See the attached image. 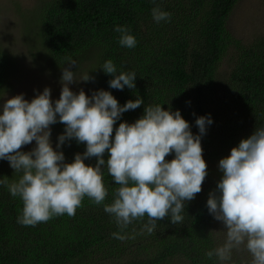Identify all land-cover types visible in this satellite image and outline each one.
Returning a JSON list of instances; mask_svg holds the SVG:
<instances>
[{
    "label": "trees",
    "instance_id": "1",
    "mask_svg": "<svg viewBox=\"0 0 264 264\" xmlns=\"http://www.w3.org/2000/svg\"><path fill=\"white\" fill-rule=\"evenodd\" d=\"M240 1L43 0L34 7L33 19L24 26L29 42L37 38L45 55L58 66L68 65L67 57L86 64L97 90L111 92L121 106L137 96L143 98L144 104L116 121L113 138L119 123L135 122L149 105L179 110L193 135L199 134L196 119L210 116L213 122L201 137L207 176L202 191L185 202L182 223L173 225L165 218L148 234L143 230L145 215L121 233L126 237L122 241L112 237L120 229L104 211L118 187L107 168L108 195L103 204L85 197L74 216L65 213L35 226L17 223L22 201L0 185V264H166L175 258L188 264H222L206 255L221 246L212 229L215 219L206 206L208 194L222 176L220 159L255 128L264 127V36L244 42L227 27ZM156 4L171 14L170 21L153 20L151 10ZM117 26L130 28L137 41L134 48L119 44ZM34 49L37 56L39 49ZM109 59L118 72L136 73L135 89L110 88L113 77L101 68ZM13 68L12 58L0 51V99L10 87ZM52 126L57 138L65 131L62 123ZM85 150L86 144L75 139L58 149L68 163ZM21 151L31 150L23 146ZM173 158L174 153L166 160ZM84 162L95 166L97 161L92 157ZM21 175L14 173L7 160H0V178L12 182Z\"/></svg>",
    "mask_w": 264,
    "mask_h": 264
},
{
    "label": "clouds",
    "instance_id": "2",
    "mask_svg": "<svg viewBox=\"0 0 264 264\" xmlns=\"http://www.w3.org/2000/svg\"><path fill=\"white\" fill-rule=\"evenodd\" d=\"M151 12L157 23L171 19L158 4ZM114 30L120 34L121 46H136L129 27L117 26ZM66 60L69 67L62 68L61 93L55 102L51 89L45 87L31 101L18 94L0 106V160H7L14 173H22L18 181L0 178V185L22 201L17 223L35 226L65 213L74 216L85 197L96 205L103 204L108 195L105 168L118 185L113 201L104 204V211L114 217L120 229L111 234L113 238L126 239L121 233L145 215L148 220L143 230L148 234L157 221L165 218L173 225L182 223L185 202L202 191L207 176L201 137L212 124L211 117H198L195 123L199 134L193 135L179 110L149 105L135 122L119 123L113 138L116 121L144 104L143 98L137 96L121 106L111 92L103 89L91 96L83 89L73 92L70 85L94 78L87 74L76 79L71 70L75 60ZM101 68L113 77L110 88L135 89V72H118L111 59ZM57 122L65 125V131L53 148L50 126ZM72 139L86 144V150L76 153L68 163L57 149ZM33 141L36 146L31 151H21ZM172 153L174 158L166 160ZM92 157L96 158L95 166L85 164ZM218 168L222 176L216 189L209 192L206 206L224 225L225 240L206 255L226 262L232 259L234 250L243 249L251 256L250 264H264V127L241 139L228 156L220 159Z\"/></svg>",
    "mask_w": 264,
    "mask_h": 264
},
{
    "label": "rangeland",
    "instance_id": "3",
    "mask_svg": "<svg viewBox=\"0 0 264 264\" xmlns=\"http://www.w3.org/2000/svg\"><path fill=\"white\" fill-rule=\"evenodd\" d=\"M43 0H0V51L10 56L14 63V68L10 78V87L5 91L0 99V106L6 99L18 94H24L26 100L31 101L37 93H42L45 87L51 89V99L53 102L59 99L61 93L62 68L69 65L58 66L54 60L45 55L37 38H32L29 42L28 35L24 33L26 22L33 19L34 7ZM228 30L232 36L243 40L244 42L262 35L264 36V0H241L233 13L230 15L227 23ZM39 53L36 56V50ZM35 54V56H34ZM229 57H226L223 66L228 65ZM75 72L76 79L89 74L90 68L86 64L71 67ZM91 77V76H90ZM73 92L78 93L83 89L88 96L94 91H98L96 86L90 80L88 82H77L70 85ZM51 127V143L53 148L58 142L56 129ZM35 141L24 147L32 150L35 147ZM58 150V149H57ZM213 232L220 245L225 240V227L219 221L213 222ZM251 256L246 251H233L230 261L222 264H250ZM166 264H188L183 259H172Z\"/></svg>",
    "mask_w": 264,
    "mask_h": 264
}]
</instances>
